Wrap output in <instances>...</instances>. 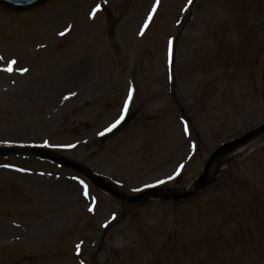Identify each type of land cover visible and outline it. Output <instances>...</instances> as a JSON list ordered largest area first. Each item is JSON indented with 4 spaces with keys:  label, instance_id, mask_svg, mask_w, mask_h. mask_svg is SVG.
Instances as JSON below:
<instances>
[{
    "label": "rangeland",
    "instance_id": "374dc122",
    "mask_svg": "<svg viewBox=\"0 0 264 264\" xmlns=\"http://www.w3.org/2000/svg\"><path fill=\"white\" fill-rule=\"evenodd\" d=\"M154 5L0 8V264H264V137L179 204L125 205L27 153L128 194L187 189L264 124V0H159L149 20Z\"/></svg>",
    "mask_w": 264,
    "mask_h": 264
},
{
    "label": "water",
    "instance_id": "95a60500",
    "mask_svg": "<svg viewBox=\"0 0 264 264\" xmlns=\"http://www.w3.org/2000/svg\"><path fill=\"white\" fill-rule=\"evenodd\" d=\"M47 0H0L1 3L6 4L8 6H11L15 9L18 10H26L28 8L37 6L39 4H42L43 2H45ZM261 135H264V127H261L257 130H254L253 132L247 134L244 138L237 140L235 142H232L230 144H227L225 146H223L221 149H219L210 159V161L207 164L205 173L203 174V176L195 183V185L193 186V189L190 192H178V193H164L162 191H151L149 194H146L143 197H133V198H128L131 199L132 201H139V202H143V201H147L148 200V196L153 194L155 196H158L160 198H162L163 200L167 201L170 199H173L175 201H179L182 199H188L191 196H194L196 193H198L200 190L210 186L212 184V179L210 176V171L212 169V166L214 165V163L221 157L226 156L227 154L235 151L236 149H238L239 147H242L244 145H246L248 142H250L252 139L259 137ZM69 166L78 168L77 166L69 163V162H64ZM80 169V168H78ZM87 172L86 170H82ZM88 173V172H87ZM89 177L92 178L93 180H96L95 178H93L90 173ZM97 182H99L98 180H96ZM100 183V182H99ZM102 185V187L106 188L107 190H109L110 192L116 194V195H120L119 193H117L116 191L112 190L111 188L107 187L106 185L100 183V186Z\"/></svg>",
    "mask_w": 264,
    "mask_h": 264
},
{
    "label": "snow or ice",
    "instance_id": "6c2138e0",
    "mask_svg": "<svg viewBox=\"0 0 264 264\" xmlns=\"http://www.w3.org/2000/svg\"><path fill=\"white\" fill-rule=\"evenodd\" d=\"M189 3H191V0H189ZM158 4H159V0H156V5L153 6V8H152V12L149 13V16H148V19H149V20H151V18H152V14L156 11V6H157ZM99 9H100V5H97L96 8L93 10V12L95 13L96 11H99ZM60 34H61V35H64V33H60ZM11 63L14 64L15 61H11ZM8 71H11V68H9ZM24 71H26V69H25ZM72 95H75V93H73ZM65 99H68V97H65ZM119 122H120V121L117 120L116 123L113 124L111 127H112V128L116 127V125L119 124ZM108 130L110 131L111 129H108ZM102 134H103V133H101V135H102ZM89 210H91V209H89ZM77 248H79V245H77Z\"/></svg>",
    "mask_w": 264,
    "mask_h": 264
},
{
    "label": "bare ground",
    "instance_id": "6f19581e",
    "mask_svg": "<svg viewBox=\"0 0 264 264\" xmlns=\"http://www.w3.org/2000/svg\"><path fill=\"white\" fill-rule=\"evenodd\" d=\"M243 150V149H242Z\"/></svg>",
    "mask_w": 264,
    "mask_h": 264
}]
</instances>
